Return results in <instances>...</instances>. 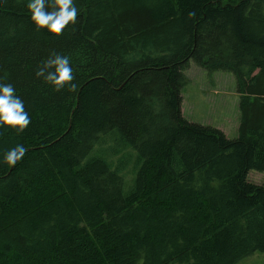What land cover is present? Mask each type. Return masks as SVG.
Segmentation results:
<instances>
[{
  "label": "trees",
  "instance_id": "1",
  "mask_svg": "<svg viewBox=\"0 0 264 264\" xmlns=\"http://www.w3.org/2000/svg\"><path fill=\"white\" fill-rule=\"evenodd\" d=\"M0 4V264H238L264 254V0H74L59 37ZM49 10L53 0H48ZM52 53L75 79L36 72ZM236 80L235 138L181 114L189 63ZM18 144L15 166L3 161Z\"/></svg>",
  "mask_w": 264,
  "mask_h": 264
},
{
  "label": "clouds",
  "instance_id": "2",
  "mask_svg": "<svg viewBox=\"0 0 264 264\" xmlns=\"http://www.w3.org/2000/svg\"><path fill=\"white\" fill-rule=\"evenodd\" d=\"M3 0H0V4ZM27 10L31 13L30 22L37 31L47 30L49 34L59 37L70 25H74L79 14L74 0H53L49 10L48 0H28ZM37 78H43L56 91H60L75 79L70 57L52 53L36 72ZM74 89L75 84H71ZM31 124V118L23 100L16 95L13 85L0 83V127H11L23 132ZM27 152L23 144L8 150L3 157L4 163L15 166Z\"/></svg>",
  "mask_w": 264,
  "mask_h": 264
},
{
  "label": "rangeland",
  "instance_id": "3",
  "mask_svg": "<svg viewBox=\"0 0 264 264\" xmlns=\"http://www.w3.org/2000/svg\"><path fill=\"white\" fill-rule=\"evenodd\" d=\"M238 0H223L224 3ZM189 79L181 91V114L190 123L220 129L235 138L239 125V95L236 80L229 72L209 73L192 61L184 71ZM248 180L264 185V172L251 171ZM238 264H264V254L255 253Z\"/></svg>",
  "mask_w": 264,
  "mask_h": 264
}]
</instances>
